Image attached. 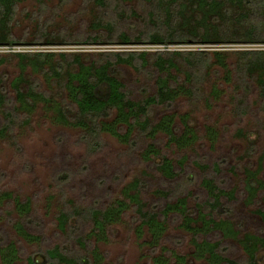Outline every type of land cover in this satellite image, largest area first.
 <instances>
[{
	"label": "rangeland",
	"instance_id": "374dc122",
	"mask_svg": "<svg viewBox=\"0 0 264 264\" xmlns=\"http://www.w3.org/2000/svg\"><path fill=\"white\" fill-rule=\"evenodd\" d=\"M14 11L9 25L14 43L0 46V96L5 101L0 107V128L10 127L6 137L0 138V194L10 193L21 202L29 201L31 213L22 219L17 217L12 200L0 208V245L14 243L19 258L16 264H25L29 257L44 261L46 251L56 246L65 255L90 261V251L96 249L102 257L99 264H156V258H162L165 264H210L208 255L196 256L194 241L218 243L221 256L247 264L239 241L245 235L264 239V223L255 213L261 208V196L258 194L248 204L245 192L247 171H257L256 180H264V108L255 77L244 79L241 84L230 73L226 81L222 70L210 67L202 72L198 85H192L197 88L193 98L179 97L168 107L151 108V124L164 115H172L174 132L180 135L184 132L181 118L185 117L186 125L197 138L180 151L166 146L165 137L158 134L153 144L159 155L145 161L141 154L152 141L137 130L132 131L128 144L101 133L98 145L90 148L84 131L67 124L68 120L74 121L72 106L67 123L58 118L60 108L67 104L61 82L51 78L47 69L33 68L31 62L38 53L48 55L46 64L69 63L74 56L90 64L104 62L108 59L105 54L110 52H145L149 54L145 65L138 60L137 68H111L127 98L141 101L155 92L153 54L221 50L228 53L226 63L234 70L236 52L264 50V45L159 46L141 41L121 45L117 41L120 33L135 37L152 27L148 22L150 8L141 0H21ZM105 24H109L106 29ZM19 54L27 57L20 59ZM60 54H65L66 59ZM171 73L179 84L184 81L183 74ZM20 75L24 91L32 86L51 103H35L25 114L18 111L12 84ZM213 89L218 92L216 97L210 95ZM119 133L124 134L125 129ZM164 158L174 167L176 176L172 180L164 179L158 170ZM203 179H211L219 189L234 193L233 201L222 199L224 213L213 212L212 218L226 221L237 232L235 238H225L220 231L192 236L180 228V216L168 215L161 237L153 243L149 229L140 226L132 203L119 222L107 228L104 240L86 237L91 229L87 219L73 215L65 231L57 225L60 212H71L73 208L81 212L105 210L115 201L125 200L123 191L135 182L145 210L157 213L166 204L185 198L188 214L196 219L197 205L208 213L207 194L201 187ZM156 191L167 196H157ZM16 221L38 236L39 244H28L19 237L13 230ZM81 239L84 246L79 243ZM255 260L264 264V248L255 253Z\"/></svg>",
	"mask_w": 264,
	"mask_h": 264
},
{
	"label": "trees",
	"instance_id": "16d2710c",
	"mask_svg": "<svg viewBox=\"0 0 264 264\" xmlns=\"http://www.w3.org/2000/svg\"><path fill=\"white\" fill-rule=\"evenodd\" d=\"M100 1V0H99ZM150 11L148 22L152 24L147 32L140 33L135 37H130L125 33L118 36L121 45H134L143 43L145 45H264V0H141ZM21 0H0V46L13 45L14 41L10 35L9 25L13 20L14 10ZM109 24L103 27L106 29ZM94 39L93 41H96ZM135 41V42H132ZM228 53L221 50L212 51H171L151 55L155 56L152 63L157 72L154 82L155 92L141 101H132L127 98L123 84L113 74L115 65H127L137 68L138 60L141 65L146 64L149 54L145 52H110L105 54L108 58L104 62H93L86 64L80 61L78 56H74L69 63L61 61L59 63H47L46 54L38 53L31 62L33 68L47 69L51 78H56L62 84L65 91L67 104L59 111V120L67 123L66 116L70 114L71 106L75 110L73 122L68 120V125L81 128L86 138L89 139L88 146L95 148L98 145V137L101 133H109L119 142L128 144L132 136V131L137 130L146 139L152 141L141 154L145 161H150L152 157H157L159 152L154 147L155 136L162 134L166 139V146H174L177 150L189 148L196 135L193 129L185 123V117L181 118L184 132L176 135L172 115H164L156 123L151 124V108L156 106H170L179 97L191 99L196 94L197 88L192 85L202 80V72L210 67H218L225 73V80L228 81L230 73L243 83L244 79L256 78L259 87L260 101L264 108V50H242L236 52L237 61L233 69L226 63ZM20 59H25L26 54H19ZM60 58L66 59L65 54H60ZM47 65V68L45 66ZM68 65V66H67ZM71 66H75L71 69ZM183 74L185 83H178V78L171 73ZM234 71V74H233ZM207 72V71H206ZM24 83L20 75L13 81L14 98L17 104L16 109L23 114L28 113L30 106L35 103L49 104L51 99H47L44 94L39 93L32 86L26 91L21 88ZM240 84V85H241ZM242 86V85H241ZM239 86V87H241ZM247 91V88H243ZM217 91L213 89L211 96L216 97ZM4 97L0 96V107L3 108ZM69 106V107H68ZM8 114H5L7 117ZM108 119L110 120L109 122ZM124 126V127H123ZM125 129L124 134L119 130ZM10 127L4 125L0 128V138H4ZM263 157H260V161ZM182 163L180 162V165ZM204 168V167H203ZM158 170L166 180H172L176 176L171 161L163 159L158 165ZM255 172H246L245 192L246 202L251 204L254 198L260 194L261 208L255 213L264 223V180H256ZM137 182L127 186L123 191L125 200H117L105 210L72 209L71 212L63 211L58 214L57 225L61 231L67 229L68 222L72 216L79 217L90 223L91 229L86 237L93 236L96 240H104V235L110 225L119 222L120 217L133 204L135 212L140 220V226H146L152 237V242L156 243L164 231L165 217L168 215H178L181 218L180 228L196 236L199 233H209L220 231L223 237L235 238V232L226 221H215L212 213H224L222 199L234 200L233 192H225L219 189L211 179H203L201 187L207 194L205 203L208 213L203 212L202 206L197 205L198 217L192 219L187 212L186 199L178 198L174 203L166 204L160 212H149L145 210L136 193ZM135 190L134 194H130ZM155 195L165 197L166 193L156 191ZM12 200L14 213L20 219L31 213L29 201L21 202L13 198L10 193L0 194V208ZM1 219V217H0ZM1 221V220H0ZM200 224V225H197ZM13 230L28 244H39L40 238L29 233L22 223L16 221ZM79 240V239H78ZM80 245L84 246L81 239ZM196 248L197 257L208 255L210 264H237L234 261L221 256L218 253V243L202 241L193 242ZM239 244L247 256V264H258L255 260V253L259 248H264V239L245 235ZM92 261L85 257H70L65 255L59 246L46 251V259L38 261L29 257L25 264H99L102 258L96 249L90 251ZM18 250L14 243L0 245V264H16L18 262ZM178 260L180 258L178 257ZM156 264H165L162 258L154 259Z\"/></svg>",
	"mask_w": 264,
	"mask_h": 264
}]
</instances>
